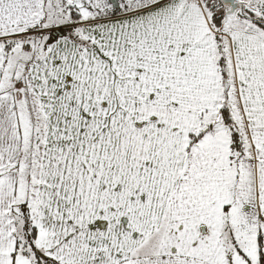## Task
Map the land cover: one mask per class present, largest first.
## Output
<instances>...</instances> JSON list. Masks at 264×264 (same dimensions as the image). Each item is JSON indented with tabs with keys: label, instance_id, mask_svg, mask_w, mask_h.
<instances>
[{
	"label": "snow or ice",
	"instance_id": "obj_1",
	"mask_svg": "<svg viewBox=\"0 0 264 264\" xmlns=\"http://www.w3.org/2000/svg\"><path fill=\"white\" fill-rule=\"evenodd\" d=\"M0 264H264V0H0Z\"/></svg>",
	"mask_w": 264,
	"mask_h": 264
}]
</instances>
